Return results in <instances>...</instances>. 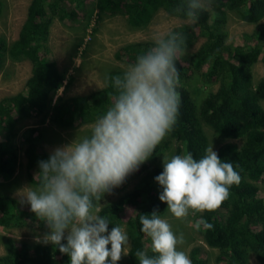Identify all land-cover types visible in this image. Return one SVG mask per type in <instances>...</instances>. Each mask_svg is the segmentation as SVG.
Returning a JSON list of instances; mask_svg holds the SVG:
<instances>
[{
    "label": "trees",
    "instance_id": "trees-1",
    "mask_svg": "<svg viewBox=\"0 0 264 264\" xmlns=\"http://www.w3.org/2000/svg\"><path fill=\"white\" fill-rule=\"evenodd\" d=\"M84 2L32 0L17 39L9 45L0 36V70L7 58L31 63L26 92L0 100V180L10 179L18 166L13 138L19 119L28 118L32 113L43 114L59 126L73 128L94 123L112 103L114 89L110 85L84 96H62L54 101L64 77L54 61L42 56L49 27L55 18L63 21L76 17V10ZM181 3L182 0H97L96 7L100 15L122 16L130 26L141 28L147 26L159 10L186 20L174 11ZM3 8L4 0H0V14ZM230 11L238 14L243 22L255 24L249 36L253 43L226 44L224 27ZM263 18L264 0H213L212 10L201 12L197 23L173 29L186 35L187 49L198 38H204L195 53L177 63L181 81L178 91L182 100L177 124L151 158L113 191L121 190L141 175L135 187L101 206L100 215L110 221L109 231L121 226L124 215L131 211L130 218L123 223L129 236L128 264H139L137 250L155 255L150 238L141 231L139 217L151 215L153 211L162 216L167 209V204L159 199L163 189L154 179L163 171L158 164L159 158L174 144V154L191 152L194 159H201L209 146L205 127L213 130L217 138L226 140L217 154L221 160L232 163L242 179L238 186L229 189L228 200L218 210L200 215L213 225L209 230H201L203 240L208 247L219 251L217 264H247L251 257L264 264V76L254 83L252 73L257 62L264 64V23H260ZM150 46V41L129 43L116 57L132 63ZM121 73L112 71L109 75ZM199 78L208 86L218 84L216 91H209L202 97L205 90ZM194 79L197 84L192 83ZM35 131L33 128L27 130L30 138L25 155L27 175L37 184L34 175L39 170L38 161L46 160L49 155L37 151ZM28 223L46 228L30 207L21 211L16 199L0 192V226L17 228ZM3 242L5 253L0 256V264H70V258L52 244L21 243L17 246L11 238ZM202 253L201 247L192 248L189 254L192 264H209Z\"/></svg>",
    "mask_w": 264,
    "mask_h": 264
},
{
    "label": "clouds",
    "instance_id": "clouds-1",
    "mask_svg": "<svg viewBox=\"0 0 264 264\" xmlns=\"http://www.w3.org/2000/svg\"><path fill=\"white\" fill-rule=\"evenodd\" d=\"M212 8L213 0H182L174 11L195 24L201 12ZM186 41L180 31H154L151 46L121 74L106 75V85L114 89L112 103L89 134L80 139L76 135L38 161L36 186L20 190V203L30 205L48 229L36 241L57 247L70 264H117L129 254L125 228L114 226L109 232L110 221L100 215V201L148 161L174 130L182 102L177 63L187 54ZM154 179L163 189L160 201L175 219L185 221L190 214L218 210L242 178L211 144L199 160L191 152L163 157V171ZM139 222L155 253L137 250L139 264H192L181 250L184 234L177 235L168 219L153 211L140 215ZM194 227L206 231L213 225L201 216Z\"/></svg>",
    "mask_w": 264,
    "mask_h": 264
},
{
    "label": "rangeland",
    "instance_id": "rangeland-1",
    "mask_svg": "<svg viewBox=\"0 0 264 264\" xmlns=\"http://www.w3.org/2000/svg\"><path fill=\"white\" fill-rule=\"evenodd\" d=\"M31 1L4 0V8L0 14V36L4 37L9 45L17 39ZM96 1L85 0L84 5L76 10V17L64 19L63 21L55 18L49 27L48 41L42 56L49 61H54L64 77L61 88L54 96V101L62 96H84L104 88L106 86V75H109L112 71L123 72L130 63L124 58L118 59L116 57L120 49L126 44L151 42V36L154 31H168L183 24H190L185 19L170 16L165 11L159 10L154 14L147 26L141 28L132 27L122 16L100 15L96 7ZM260 23H264V18ZM224 28L227 33L226 44L228 45L237 46L254 42L249 40V36L252 35L255 24L243 22L235 12H228ZM203 42L204 38H198L196 43L187 49V54L183 58H189ZM252 73L253 81L256 83L264 76V64L257 62L252 68ZM30 76L31 63L29 61L15 62L7 58L0 70V100L7 96L26 92L25 83ZM194 80L192 83L197 84V80ZM198 82L203 86L202 90H205L202 97L209 91H216L218 87V84L208 86L200 78ZM92 124L73 128L63 127L53 123L43 114L34 113L28 118L19 119L15 128L16 135L13 138V143L17 148L18 166L10 179L0 180V192L16 199L19 210L25 211L29 209L30 205L20 203L19 196L22 195V193H19L20 190L25 186L31 184L33 187L36 186L27 175L25 150L29 145L30 138L27 130L32 128L36 130L33 136L35 137L37 151L41 154L50 155L56 147L70 143L75 139L76 135L77 139H80L89 134ZM205 132L209 140V146L212 144L213 150L217 152L218 148L226 140L217 138L213 130L208 127H205ZM236 142L240 144V141ZM174 149L175 146L173 144L172 148L159 158L158 164L162 169L163 157L173 155ZM140 176L133 178L121 190L105 194L100 201L101 205L115 201L131 191L139 181ZM262 191L264 196V189ZM201 214L197 213L195 216L190 214L188 220L193 221V224H189L188 220L175 219L167 209L162 217L168 219L177 235L180 233L184 234L185 244L181 247V250L189 255L192 248L201 247L203 251L201 256L207 259L209 264H217L216 257L219 251L208 247L203 240L202 231H197L194 227V221L199 219ZM130 215L131 211H127L123 221L125 222L129 219ZM123 223L121 227L126 230ZM47 231V228H40L30 223L17 228L0 226V256L5 253L3 242L5 238L15 240L17 246L21 243L34 244L38 243L35 238L37 236L42 237ZM49 245L51 244L49 243ZM108 247L110 248L111 246L109 245ZM117 264H128L127 256H122ZM247 264L259 263L254 257H251Z\"/></svg>",
    "mask_w": 264,
    "mask_h": 264
}]
</instances>
